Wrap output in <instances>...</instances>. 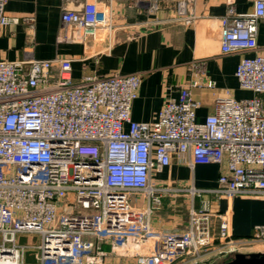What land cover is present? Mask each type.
Wrapping results in <instances>:
<instances>
[{"label": "built area", "instance_id": "obj_1", "mask_svg": "<svg viewBox=\"0 0 264 264\" xmlns=\"http://www.w3.org/2000/svg\"><path fill=\"white\" fill-rule=\"evenodd\" d=\"M149 1L157 10L158 0ZM172 1L170 19L188 25L198 19L196 0ZM227 1L218 18L221 52L241 55L236 76L254 95H218L204 120L191 91L216 86L204 59L192 63L193 77L179 95L146 122L132 119L142 73L85 74L75 81L72 56L33 58L29 69L23 60H0V264H26L24 234L41 237L38 264H107L112 253L134 264H207L215 255L264 248V223L249 238H235L230 215L206 207L191 208L182 231L156 230L150 221L171 191L153 180L174 156H188L191 167L225 163L213 189L221 195L264 198V46L258 40L264 0H249L252 10L245 12L237 11V0ZM6 2L0 0V33L19 22L6 13ZM111 7V0L64 6L61 39L108 43L116 31ZM24 20L31 25L34 17Z\"/></svg>", "mask_w": 264, "mask_h": 264}, {"label": "crops", "instance_id": "obj_2", "mask_svg": "<svg viewBox=\"0 0 264 264\" xmlns=\"http://www.w3.org/2000/svg\"><path fill=\"white\" fill-rule=\"evenodd\" d=\"M82 0H7L5 11L17 16L19 22L2 28L0 33V60H23L26 69L33 58L50 59L72 56L73 78L80 80L85 74L142 73L143 82L132 106V119L152 121L170 97H177L180 87L193 77L192 63L206 61V75L216 83L214 88L191 89L201 102L197 110L204 120L214 110L215 98L228 92L235 98H249L252 91L240 88L236 76L240 54L221 52L222 28L218 18L228 8L227 0H196L193 10L198 19L191 25L170 19L172 0H158V9H150L149 0H111L112 21L116 27L108 43L91 41L87 44L61 39V13L64 6H73ZM238 12L252 10L249 0H237ZM33 16V24L25 22ZM259 43L264 46V22L260 24ZM264 51V50H263ZM187 157H173L154 178L153 183L168 187L170 193L163 198L160 208L154 209L150 221L156 230L182 231L189 225L191 208L205 207L213 213L227 212L232 218L235 238H249L254 226L264 223V198L249 194L232 197L214 191L226 164H196L191 167ZM206 189L202 195L189 191ZM133 202L147 207V199L134 198ZM212 222L217 224L213 217ZM40 235L24 234L19 242L29 246L26 264H38L36 259ZM103 247L110 251V244ZM256 246L242 248L243 253L260 251ZM109 264H134L133 259L112 253Z\"/></svg>", "mask_w": 264, "mask_h": 264}, {"label": "water", "instance_id": "obj_3", "mask_svg": "<svg viewBox=\"0 0 264 264\" xmlns=\"http://www.w3.org/2000/svg\"><path fill=\"white\" fill-rule=\"evenodd\" d=\"M218 264H264V250L249 253L237 252L231 259Z\"/></svg>", "mask_w": 264, "mask_h": 264}, {"label": "rangeland", "instance_id": "obj_4", "mask_svg": "<svg viewBox=\"0 0 264 264\" xmlns=\"http://www.w3.org/2000/svg\"><path fill=\"white\" fill-rule=\"evenodd\" d=\"M131 200H134V197H132V199ZM1 237V236H0ZM261 248V250L260 251H262V250H264V248H263V246H256V248ZM234 255L232 254V255H229V256H225V257H219V256H214V257H212L208 262H207V264H218V263H221V262H224V261H226V260H229V259H231L232 257H233ZM107 261V260H106ZM107 263V262H106ZM107 264H109V263H107Z\"/></svg>", "mask_w": 264, "mask_h": 264}]
</instances>
